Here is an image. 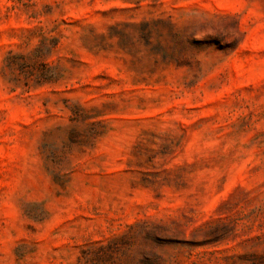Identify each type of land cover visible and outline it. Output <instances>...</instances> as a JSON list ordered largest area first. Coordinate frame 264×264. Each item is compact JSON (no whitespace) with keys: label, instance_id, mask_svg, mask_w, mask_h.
<instances>
[{"label":"rangeland","instance_id":"obj_1","mask_svg":"<svg viewBox=\"0 0 264 264\" xmlns=\"http://www.w3.org/2000/svg\"><path fill=\"white\" fill-rule=\"evenodd\" d=\"M0 264H264V0H0Z\"/></svg>","mask_w":264,"mask_h":264}]
</instances>
